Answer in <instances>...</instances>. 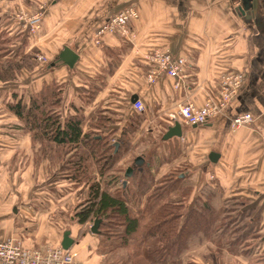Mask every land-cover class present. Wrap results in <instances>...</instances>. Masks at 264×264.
Returning <instances> with one entry per match:
<instances>
[{
    "label": "crops",
    "instance_id": "1",
    "mask_svg": "<svg viewBox=\"0 0 264 264\" xmlns=\"http://www.w3.org/2000/svg\"><path fill=\"white\" fill-rule=\"evenodd\" d=\"M43 2L0 0V31L13 38L22 35L16 14L36 11ZM130 7L138 15L129 26L133 38L107 35L97 46L93 38L100 27ZM40 30L24 47L25 52H36L37 68L23 70L15 81H0V242L13 239L27 249L44 251L61 247L69 231L74 241L70 250L78 262L117 264V257L108 256L109 246L91 232L92 225L74 219L85 189L71 188L62 164L41 151L46 142L16 130L18 118L8 108L14 95L29 103L45 83H55L64 88L66 115L73 114L72 106L82 107L87 118L96 121L102 111L113 121L108 132L118 134L139 116L142 122L133 143L158 131L163 144L144 160L148 167H157L159 179L183 169L178 176L192 190L187 212L207 192H216L221 205L239 207L245 202L259 219L251 257L237 248L217 252L205 242L172 264H264V0H53ZM20 39L12 49L25 37ZM65 49L78 55L72 69L60 60ZM157 50L187 61L180 89L167 76L155 84L147 81L145 56ZM228 73L243 78L228 107L203 126L180 120L181 138L164 141L177 123L169 115L186 103L202 107L209 99L219 100L220 78ZM134 97L144 104L143 112L134 109ZM88 98L92 101L86 104ZM245 114L253 123L233 129L232 120ZM176 147L182 150L180 158L158 162Z\"/></svg>",
    "mask_w": 264,
    "mask_h": 264
},
{
    "label": "trees",
    "instance_id": "2",
    "mask_svg": "<svg viewBox=\"0 0 264 264\" xmlns=\"http://www.w3.org/2000/svg\"><path fill=\"white\" fill-rule=\"evenodd\" d=\"M22 35L21 45L12 49ZM22 35L13 38L0 31V81H15L23 70L32 71L39 64L36 52H25L29 36ZM63 95L62 85L45 83L29 103L14 95L8 108L21 123L16 130L46 142L41 151L62 164L61 173L71 188L85 189L74 219L92 226L101 220L98 236L117 264H172L205 242L237 248L251 257L259 219L253 218L247 203L221 205L216 192H207L187 212L184 202L173 201L184 179L170 174L156 181L157 167L146 162L126 179L127 168L119 165L132 154L142 118L136 117L119 134L108 132L113 121L102 111L96 121L89 120L82 107L72 106L73 114H64Z\"/></svg>",
    "mask_w": 264,
    "mask_h": 264
},
{
    "label": "built area",
    "instance_id": "3",
    "mask_svg": "<svg viewBox=\"0 0 264 264\" xmlns=\"http://www.w3.org/2000/svg\"><path fill=\"white\" fill-rule=\"evenodd\" d=\"M53 0H44L36 11L29 12L26 9L16 14L15 19L21 29L29 37H36L41 32L45 11ZM138 17L136 10L132 7L126 8L100 27L94 36L93 41L97 46H101L107 35H116L124 39H132L133 34L130 23ZM40 61H45L39 57ZM149 64L147 81L155 84L161 77L167 76L176 80L175 89H180L181 84L187 78L188 63L184 58L171 53L157 50L145 56ZM243 83L240 74L228 73L220 78L219 100H207L202 107H196L193 103H186L179 106L177 112L169 115L171 122L183 121L188 126H203L209 120L220 115L237 96ZM134 109L143 112L144 104L137 101ZM253 123L249 114L237 116L232 120V128L237 130L241 127L250 126ZM0 264H81L75 258L71 250H64L62 247L52 246L41 251L37 249H27L17 240H7L0 242Z\"/></svg>",
    "mask_w": 264,
    "mask_h": 264
},
{
    "label": "rangeland",
    "instance_id": "4",
    "mask_svg": "<svg viewBox=\"0 0 264 264\" xmlns=\"http://www.w3.org/2000/svg\"><path fill=\"white\" fill-rule=\"evenodd\" d=\"M18 124L20 125L21 123L18 122ZM134 138L136 139V137H134ZM134 138H133V140H134ZM180 138L181 137H178L177 139H180ZM136 144H138V146H135ZM162 144H163L162 137L158 131L147 133L145 136H142L141 139H138L137 142L133 143L132 154L126 156L125 159L123 160V162L120 163L119 167H122V168L132 167V164H133L136 156L146 159V156L148 155L147 152L153 151L152 150L153 148H155V150L158 151L159 145H162ZM181 151H182L181 148H177V147L175 149H169V156L168 155L165 157L163 156V158L158 157V162H160V159L162 160L163 163H165L167 161H170V160L172 161L173 159L180 158L179 154L182 153ZM161 164L162 163H159V165H161ZM180 170H183V169L171 170V174L179 175L181 172L183 173V171H180ZM156 175L158 176V174H156ZM158 180H159V178H156V181H158ZM182 186L183 187L181 188V190L178 193H175L173 195V197H174L173 201L174 202H184L185 203L186 199L189 200L190 194L192 193V190L186 184H183ZM83 200H84V198H83ZM211 246H213L214 248L216 247V249H214V250L219 252V250L217 249L218 247L216 245H211Z\"/></svg>",
    "mask_w": 264,
    "mask_h": 264
},
{
    "label": "water",
    "instance_id": "5",
    "mask_svg": "<svg viewBox=\"0 0 264 264\" xmlns=\"http://www.w3.org/2000/svg\"><path fill=\"white\" fill-rule=\"evenodd\" d=\"M60 60L67 65L69 68H74L77 60H78V55L75 54L73 51L69 50V49H65L61 55H60ZM132 102L135 104L137 102V97H134V99L132 100ZM182 136V126L179 122H177L173 127H171L168 132L163 136V140L164 141H168L171 138L174 137H181ZM216 155L211 154V159L212 160H216ZM145 163L144 158L138 157L134 164H132V167H129L126 171L125 174V178H131L133 173H134V169L136 167H141L143 164ZM124 185H127V181L124 182ZM101 224V220H96L94 225L91 227V232L95 235H99L100 231H99V227ZM74 244L73 239L70 237V232L67 231L64 234V239L62 242L61 247L64 250H70L72 248Z\"/></svg>",
    "mask_w": 264,
    "mask_h": 264
},
{
    "label": "flooded vegetation",
    "instance_id": "6",
    "mask_svg": "<svg viewBox=\"0 0 264 264\" xmlns=\"http://www.w3.org/2000/svg\"><path fill=\"white\" fill-rule=\"evenodd\" d=\"M136 160V159H135ZM135 162V161H134ZM134 162H133V164H134Z\"/></svg>",
    "mask_w": 264,
    "mask_h": 264
}]
</instances>
